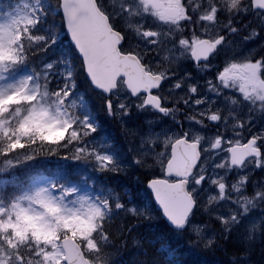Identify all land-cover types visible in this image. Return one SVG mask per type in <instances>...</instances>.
Here are the masks:
<instances>
[{"label": "rangeland", "instance_id": "obj_1", "mask_svg": "<svg viewBox=\"0 0 264 264\" xmlns=\"http://www.w3.org/2000/svg\"><path fill=\"white\" fill-rule=\"evenodd\" d=\"M98 2L113 19L116 28L129 31L130 47L149 62L152 71L166 77L161 96L185 108L189 115L183 116L180 124L158 117L144 119V122L134 118L131 115L133 109L140 107L141 101L133 99L121 82L111 99L115 106V111L112 109L111 113L121 123L120 135H117L119 149L114 150L109 135L100 133L90 116L78 113L81 107L79 96L71 97L64 107L49 90L54 69L59 65V60L53 57L51 42L63 36L64 32L60 29L57 35V26L53 23L48 28L36 27L32 13L33 0H16L13 7L0 16V101L13 95L16 104H19L16 110L17 114L22 115L19 136L27 135L38 126L57 125L67 122L69 117L73 118L85 134L84 139L77 143L71 153H63L57 160L76 164L80 171L82 169L83 176L80 181L61 182L55 177L38 175L32 180L30 188L10 207L2 203L0 189V234L6 235L5 240L12 246L31 242L32 251L40 264H65L60 234L66 232L83 238L86 251L98 258L95 253H99L101 247L94 234L99 218L105 216V210L99 200L101 191L94 187V175L99 178V175L108 172L116 176L118 173L139 170L144 175L164 177L165 165L171 156V144L184 135L190 140L200 141L202 146L203 157L196 168L197 176L195 180L191 176L189 185L192 193V189H195L198 207L224 224L243 222L251 229L263 222L264 207L249 200L248 180L251 178L255 201L264 195V156L237 167L231 163L229 147L248 138L242 130L246 124L247 134L250 128L260 125L256 135L264 139V114L261 111L258 118L248 110L255 104L253 99L247 101V108L242 112L243 96L239 94L237 86L233 80L226 82L220 78L223 70L230 69L232 72L234 65H246L255 52L264 46L262 34L233 38L222 46L214 60L202 68L188 70L189 64L195 65L190 54L192 40L184 34L186 29L178 20L184 17H173L166 13L165 9L176 8L174 5H168L166 0ZM250 7L251 0H208L203 10V18L207 22L204 33L217 37L232 24L238 9L244 15ZM179 10L186 15L183 8ZM224 10L230 12L223 20L219 18V11ZM31 27L34 29L30 30ZM23 31H27L28 41L40 52L32 70L33 77L23 70L25 59L19 49ZM145 31H156L158 37L147 38ZM152 39L158 43L152 44ZM215 68L218 72L213 77L211 70ZM203 70L211 71L209 76L213 77L207 82L205 92H202V84L198 81ZM197 71L199 76H196ZM252 83L250 81L248 86ZM241 92L245 93L246 89L243 88ZM9 108L10 105L5 103L0 117ZM4 122L6 119L0 118V126ZM251 123L254 126L250 127ZM21 160L22 157L11 158L0 166V170L16 169L21 166ZM36 161L32 152L23 166H36ZM107 188L110 192L114 191L110 184ZM260 202H263L262 199ZM120 207L124 215H138L143 210L123 204ZM188 228L206 245L215 239V230L202 222L190 219ZM9 232L11 238L7 235ZM8 259L9 253L0 248V264H7ZM102 262L107 264L104 259Z\"/></svg>", "mask_w": 264, "mask_h": 264}, {"label": "trees", "instance_id": "obj_2", "mask_svg": "<svg viewBox=\"0 0 264 264\" xmlns=\"http://www.w3.org/2000/svg\"><path fill=\"white\" fill-rule=\"evenodd\" d=\"M33 2L32 13L36 27H47L53 23L57 26L55 29L57 35L61 30L64 31L63 17L57 10L60 0H33ZM12 7L13 0H0V16H4L5 12ZM261 17L258 13L254 14L249 27L246 25V20L250 18V15L245 14L243 33L263 31ZM33 29V27L30 28V30ZM51 30L52 27L49 28L50 32ZM26 34L27 31H23L20 36L19 49L23 52L25 68L32 71L40 52L28 41ZM67 40L68 37L64 34L51 42L55 52L53 57L59 60V65L54 69V78L49 82V90L55 96V100L64 106L71 97L80 96L81 112L91 117L99 131L109 135L112 139V147L117 151L119 149L117 135H120L121 123L108 113L105 96L92 87L82 60ZM23 48L28 49L27 54L22 50ZM5 103L10 105L6 113L13 108L15 112L0 126V130L8 136L13 134L19 136L22 118L21 114L16 113L19 104H16L14 96L11 95L0 101V111ZM17 117H21L18 128L13 130L6 127ZM11 146L15 147V145ZM7 153L8 148L0 152V166L11 159H4ZM33 154L37 159L36 166H20L4 172L0 170L1 201L5 206L10 207L15 204L19 196L30 188L33 178L38 174L59 178L61 182L75 179L73 171L76 170V164L57 160L63 154H38L37 152ZM142 175L138 171L118 173L116 176L115 173L110 174L109 184L114 191H109V197L103 199L106 218L100 220V229L97 234L102 253L98 258L89 254L91 258L97 261L104 259L107 264H264V221L251 229L243 222L224 224L217 217L198 207L191 219L208 225L215 230L216 234L215 239L206 245L191 229L177 231L166 223L163 214L146 189V178ZM97 181L100 183L105 181V178ZM248 185L249 200L259 207H264V195L253 200L251 178L248 180ZM121 204L129 207L137 206L143 210L138 215H124ZM70 233L66 232L64 235ZM0 235V238L5 239L6 235ZM79 241L83 243L82 239ZM135 241H138V244H135ZM23 244L25 243L21 245Z\"/></svg>", "mask_w": 264, "mask_h": 264}, {"label": "water", "instance_id": "obj_3", "mask_svg": "<svg viewBox=\"0 0 264 264\" xmlns=\"http://www.w3.org/2000/svg\"><path fill=\"white\" fill-rule=\"evenodd\" d=\"M252 5L254 10L264 11V0H252ZM60 9L66 33L83 60L88 79L96 90L110 96L117 88L118 80L124 77L133 95L147 93V103L158 111H165L161 108L160 98L152 93L160 88L164 77L148 72L136 54L121 51L124 34L122 36L121 31L112 27L108 15L100 9L97 0H60ZM223 41V36L214 41L201 39L194 45L192 59L195 63L206 61L215 54ZM226 76L227 72L222 75ZM256 140L252 138L243 145L232 146V162L241 166L252 156L260 157L262 151L254 146ZM200 146L199 141H190L187 137L177 139L172 144V155L166 164L165 175L179 180L170 182L166 178H153L148 181L157 207L167 223L177 230L186 228V222L193 212V195L188 190V177L201 159ZM62 245L66 264H93L74 237L65 236Z\"/></svg>", "mask_w": 264, "mask_h": 264}, {"label": "flooded vegetation", "instance_id": "obj_4", "mask_svg": "<svg viewBox=\"0 0 264 264\" xmlns=\"http://www.w3.org/2000/svg\"><path fill=\"white\" fill-rule=\"evenodd\" d=\"M178 1L179 2L176 3L175 0H166L168 5H171V6L174 5L176 8H173V7L168 8V9H165V11L167 14H169L173 17L174 16H177V17L179 16L180 18L184 17V19L182 18V19H178V20L180 21V24H182V26L184 25L187 27V30H185L184 34L191 37L192 49H193L195 42L202 39V38L215 39L219 36H223L225 41H224L222 46H224V44L227 41H229L233 38L238 39V38H243V37H246V38L251 37L252 32L250 34L243 33V16L245 14L250 15V18L246 20V25L251 27V24H252L251 17L256 13L252 9V3H251L250 10L245 12L244 15L241 14V12H240L241 10L238 9L237 14L232 18V24L228 28H225L217 37H209L207 34L204 33L207 22L203 18V16H204L203 10L207 5L208 0H178ZM177 7H178V9H177ZM160 8H162V7H160ZM180 8H183L186 15L183 14V11L179 10ZM219 18L223 19V20L227 18L225 10L219 11ZM146 32L147 31H145V33ZM153 33H154V38H157L158 32L153 31ZM261 36L264 39V34H262ZM129 37H131V36L128 34L125 52H136V50H134V51L130 50L131 48H130V45L128 44ZM151 43L155 45L158 43V41L156 39H152ZM221 48L218 49L217 53L214 56H212L210 59H208L207 61H205L203 63L195 64L192 61L195 65L189 64L188 70L192 69L193 67L202 68L204 65L208 64L211 60H214L216 58V55L219 53ZM141 58H142L143 62L146 64V66L148 67V69L151 70V68L148 64L149 62L146 59H144L143 57H141ZM219 60L221 61L223 59L219 58ZM194 71H196V70H194ZM211 71H212V75L214 74L213 75V77H214L215 72H218V69L215 68L214 70H211ZM211 71L203 70L204 73H202V75L198 79V81H200L202 84L201 85L202 86V92L206 91L207 86H208L207 82L210 80V78L213 79V77L209 76ZM225 71L228 72L227 76L222 78L220 75V78L224 79L226 82L233 80V82L237 86L239 94H241L243 96L242 97L243 99L241 100L242 112L247 108V101L253 99V100H255V104L252 108H248V110H250V112L255 114L256 117L260 118L259 117L260 112L263 111V114H264V46L255 52L253 57L248 60V62L246 63V65L244 67L241 64H237V65H234V70L232 72L230 69L223 70L222 72H225ZM197 75L199 76L198 71L196 72V76ZM250 81L253 83L249 87L248 84ZM123 84H124L128 94L133 99H139L141 101L140 107H136L133 109V113L131 115L134 118H139L144 122V119H148L150 117H158L162 120L165 119L170 123L180 124V123L175 122L174 120H176L177 117L180 115L181 116L189 115V113L186 111L185 108H183L179 104L171 103L168 100H166V98L163 95L161 96L160 92L164 88L165 82L161 86L160 90L155 92L159 97H161L162 106L166 109H167V107L170 109L169 112L164 111L163 113L154 111L150 105H147L146 94H141L137 97H133L131 95L127 85L125 84V80L123 81ZM222 84H224V83H222ZM243 88L246 89L245 93L241 92V90H243ZM112 98H113V96H112ZM111 99L109 100V110L112 111V109H113V111H115L114 110L115 106H114V103ZM122 108H124L123 105H122ZM137 111H138V113L134 114ZM252 126H254L253 123H251L250 127H252ZM247 127H248V125L246 124V127H244V129H242V130L245 132L246 131L245 129H247ZM259 128H260V125H257L254 129L250 128V131H248V134H247L248 138L245 141H247L252 136H257L256 135V129H259ZM246 133H247V131H246ZM258 138H259L258 144L261 146V148L264 151V139H261L260 137H258ZM245 141H241L240 143H244ZM108 181H109V172H108Z\"/></svg>", "mask_w": 264, "mask_h": 264}, {"label": "clouds", "instance_id": "obj_5", "mask_svg": "<svg viewBox=\"0 0 264 264\" xmlns=\"http://www.w3.org/2000/svg\"><path fill=\"white\" fill-rule=\"evenodd\" d=\"M22 50L27 54V48H23ZM14 112L15 108L11 109L8 113H5L4 118L7 119ZM20 118L21 117H17L16 119L11 120L10 123L6 125V127L15 130L19 127ZM58 129L60 131H58ZM84 135L85 134H83L79 129L76 121L71 117H69L67 122H61L57 125L38 126L36 129L30 131L27 135L17 136L13 134L12 136H8L6 133L0 130V152H2L3 149L8 148V153L4 156V159H15L17 157H22L20 164L23 166V164L30 158V153L32 152H37L38 154L56 155L71 153L73 149L76 148L77 143L84 139ZM53 136L57 138H48ZM11 145H15V147H12ZM196 176L197 172L194 166V180ZM196 182L199 183V180ZM192 191V205L194 210L197 206V201L194 194L195 189H192ZM7 235L11 238V232H9ZM0 248L9 253L7 264H40V262L35 258L36 253L32 251L31 244L25 243L23 245L16 244L15 246H12L8 244L7 240L0 238Z\"/></svg>", "mask_w": 264, "mask_h": 264}]
</instances>
